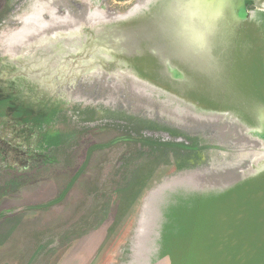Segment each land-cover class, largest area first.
Segmentation results:
<instances>
[{"label": "water", "instance_id": "95a60500", "mask_svg": "<svg viewBox=\"0 0 264 264\" xmlns=\"http://www.w3.org/2000/svg\"><path fill=\"white\" fill-rule=\"evenodd\" d=\"M71 2L16 58L22 83L43 89L45 114L3 99L40 120L120 106L188 142L185 159L135 186L113 264H264V0H137L123 13ZM128 249L134 261L122 258Z\"/></svg>", "mask_w": 264, "mask_h": 264}, {"label": "rangeland", "instance_id": "374dc122", "mask_svg": "<svg viewBox=\"0 0 264 264\" xmlns=\"http://www.w3.org/2000/svg\"><path fill=\"white\" fill-rule=\"evenodd\" d=\"M16 1L0 0V24ZM77 1L123 13L137 0ZM5 95L0 87V264L115 263L135 186L185 159L186 144L154 141L141 134L148 127L99 113L40 120Z\"/></svg>", "mask_w": 264, "mask_h": 264}, {"label": "bare ground", "instance_id": "6f19581e", "mask_svg": "<svg viewBox=\"0 0 264 264\" xmlns=\"http://www.w3.org/2000/svg\"><path fill=\"white\" fill-rule=\"evenodd\" d=\"M17 0L14 5H12V9H10V13L7 17L2 19L0 24V53L4 50L11 57L13 65L10 63V59H1L0 62L6 63L9 65V70L0 69V81L3 85L4 91L8 93V96H12L14 98L24 99V102L29 104H34L35 112L40 111L42 114H45V109L41 105L43 103L41 92L36 89H42L39 85H36L32 82V80L27 81L30 85L23 84L19 79L20 71L16 69L15 66H18L17 59H24L25 56H20L21 52H24L26 46L31 42L32 37L31 30L37 29L38 27L41 29L49 22H46V18L56 19L58 8L64 6L67 10H72V2L71 0ZM33 1H35L33 3ZM26 6L31 8V13L28 15H21V12H25ZM99 6V5H98ZM102 4H100V8ZM50 10L49 15L47 14V10ZM111 13V12H109ZM113 13V12H112ZM17 22L19 26L17 29H14V25ZM4 52V53H5ZM17 58V59H16ZM16 59V61H15ZM12 65V66H11ZM15 67V68H14ZM22 69V68H21ZM23 70V69H22ZM32 87V88H31ZM36 87V88H35ZM43 90V89H42ZM100 109H97L100 113H104V115L114 116L116 119L124 122H131L135 125L146 126L148 129H141V133L146 138L153 139L154 141L165 142V140L169 141L171 144L174 142L177 143H188L186 138L182 136H173L170 134V128L166 126L163 122L147 119L142 114L120 107V106H98ZM70 113V112H69ZM125 123V122H124ZM141 123V124H140ZM143 124V125H142ZM125 125V124H124ZM127 125V124H126ZM152 129V130H150ZM175 131V130H174ZM179 132V131H178ZM187 134V133H184ZM158 137L162 139H158ZM149 220V210H146L145 213H142L141 218L138 219L140 234L143 235L146 230V223ZM141 244V241L136 239L134 243V252H138V248ZM123 259L127 260L128 258L134 261L130 249L123 250Z\"/></svg>", "mask_w": 264, "mask_h": 264}, {"label": "snow or ice", "instance_id": "6c2138e0", "mask_svg": "<svg viewBox=\"0 0 264 264\" xmlns=\"http://www.w3.org/2000/svg\"><path fill=\"white\" fill-rule=\"evenodd\" d=\"M191 42V41H190ZM197 49L201 53H205L209 48V39L207 35H202L197 41H195Z\"/></svg>", "mask_w": 264, "mask_h": 264}, {"label": "trees", "instance_id": "16d2710c", "mask_svg": "<svg viewBox=\"0 0 264 264\" xmlns=\"http://www.w3.org/2000/svg\"><path fill=\"white\" fill-rule=\"evenodd\" d=\"M1 147H2V148H1ZM1 147H0V148H1V150H0V159H1V160H4V161L7 162V159H5L6 157H5V155H4L3 144H1ZM2 150H3V151H2ZM11 184H12V183H9V182H8V184H7L6 186H7V187H11V188H17L16 185H11Z\"/></svg>", "mask_w": 264, "mask_h": 264}]
</instances>
